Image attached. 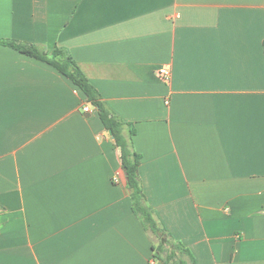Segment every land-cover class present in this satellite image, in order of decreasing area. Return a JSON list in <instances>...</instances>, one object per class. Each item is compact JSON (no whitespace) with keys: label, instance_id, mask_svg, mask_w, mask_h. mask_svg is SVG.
<instances>
[{"label":"crops","instance_id":"obj_1","mask_svg":"<svg viewBox=\"0 0 264 264\" xmlns=\"http://www.w3.org/2000/svg\"><path fill=\"white\" fill-rule=\"evenodd\" d=\"M0 38L65 49L132 124L187 264H264V0H0ZM154 244L97 108L0 44V264H165Z\"/></svg>","mask_w":264,"mask_h":264},{"label":"trees","instance_id":"obj_2","mask_svg":"<svg viewBox=\"0 0 264 264\" xmlns=\"http://www.w3.org/2000/svg\"><path fill=\"white\" fill-rule=\"evenodd\" d=\"M0 44L7 45L52 66L78 87L90 104L97 108L100 120L120 149L121 165L129 189L131 209L140 218L144 228L154 236L155 244L152 246L154 257L161 259L165 264H187L185 256H190L189 250L156 221L152 208L146 203L138 173L140 154L135 151L132 143V136L135 132L132 124L122 120L106 106L100 94L65 49L55 47L51 52L45 53L32 44L2 38H0Z\"/></svg>","mask_w":264,"mask_h":264},{"label":"built area","instance_id":"obj_3","mask_svg":"<svg viewBox=\"0 0 264 264\" xmlns=\"http://www.w3.org/2000/svg\"><path fill=\"white\" fill-rule=\"evenodd\" d=\"M157 75L159 76V78H161L164 81H169L170 79V70L168 68H160L157 71ZM83 110L84 111H89V106H83Z\"/></svg>","mask_w":264,"mask_h":264}]
</instances>
